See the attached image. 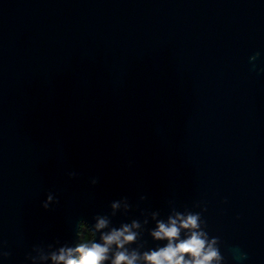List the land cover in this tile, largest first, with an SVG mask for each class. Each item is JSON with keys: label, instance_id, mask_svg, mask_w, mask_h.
<instances>
[{"label": "water", "instance_id": "obj_1", "mask_svg": "<svg viewBox=\"0 0 264 264\" xmlns=\"http://www.w3.org/2000/svg\"><path fill=\"white\" fill-rule=\"evenodd\" d=\"M253 65L264 68V0H0L4 264L29 252L50 264L39 257L73 245L80 220L119 226L201 202L228 264H264ZM152 224L138 244L156 246Z\"/></svg>", "mask_w": 264, "mask_h": 264}, {"label": "clouds", "instance_id": "obj_2", "mask_svg": "<svg viewBox=\"0 0 264 264\" xmlns=\"http://www.w3.org/2000/svg\"><path fill=\"white\" fill-rule=\"evenodd\" d=\"M259 55L257 51L249 56V60L255 61ZM256 71L264 72V68L256 67ZM121 199L126 201L127 198ZM52 201L53 196L49 193L41 202V207L47 209ZM198 206L200 211L173 210L164 218L152 211L142 220L133 218L119 226H113L105 215L95 216L91 225L80 220L76 225L77 239L73 245H61L39 259H47L50 264H228L220 250V238L209 234L202 218L206 206L203 202ZM129 207L128 203L123 204L125 210ZM120 208L121 200L111 201L113 214ZM149 219L153 224L147 229V234L157 242L155 247L138 244L143 226L149 223ZM246 255L236 249L233 259L243 261ZM8 256L4 243L0 242V264H4ZM25 260L28 264H35L36 257L29 252Z\"/></svg>", "mask_w": 264, "mask_h": 264}]
</instances>
